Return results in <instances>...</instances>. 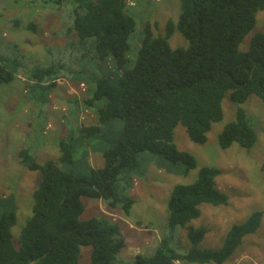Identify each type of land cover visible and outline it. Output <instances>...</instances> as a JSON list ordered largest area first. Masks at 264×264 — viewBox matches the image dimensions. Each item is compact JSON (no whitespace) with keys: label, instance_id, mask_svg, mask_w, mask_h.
I'll return each mask as SVG.
<instances>
[{"label":"trees","instance_id":"16d2710c","mask_svg":"<svg viewBox=\"0 0 264 264\" xmlns=\"http://www.w3.org/2000/svg\"><path fill=\"white\" fill-rule=\"evenodd\" d=\"M78 1L27 0L25 4L29 8L61 9ZM179 5L177 22L167 21L164 36H154L149 24L145 27L130 70L126 69V52L135 21L128 14L126 0L82 2L70 11L62 36L73 34L75 40L66 42L63 49L73 45L81 58L96 63L109 60L121 72L119 76H104L91 82L85 103L95 107L97 124L80 125L79 131L87 141L106 124L120 120L123 133L102 152L103 166L90 169L88 178L66 170L73 163L69 139L58 142L56 160L43 164H38L27 149H20V165L39 171L41 179L32 193L31 216L17 240L11 233L15 212L8 211L0 217V264H78L82 247L91 248L89 264H223L244 237L257 231L262 220L259 211L231 226L218 249L198 248L206 230L189 228L191 247L185 252L172 251L167 239L162 238L151 256L137 255L126 262L119 257L125 240L118 223L105 216L81 219L82 197L105 201L112 208L120 205L128 217L134 203L127 196L132 190V179L124 187V198L125 194L117 198L116 182L122 170L137 168L141 153L180 166L182 175L196 169L194 157L174 144L177 125L184 127L191 142L203 145L212 124L222 120V100L226 96L237 106L250 96L264 104V33L254 34L248 49L239 50L255 26L257 13L264 9V0H179ZM27 28L34 31L35 25L29 23ZM174 30L188 42L187 48L169 46L168 38ZM35 68L31 77L38 82L47 79L50 86H55L62 78L55 75L58 65ZM17 70L16 63L1 64L0 84L12 82ZM255 142L256 134L248 117L238 107L234 121L218 135L219 147L227 149L236 143L249 151ZM261 171L264 181V164ZM219 175L217 168L204 166L192 184H178L171 189L167 201L169 230L183 229L197 219L202 205L228 204V197L216 187Z\"/></svg>","mask_w":264,"mask_h":264},{"label":"rangeland","instance_id":"374dc122","mask_svg":"<svg viewBox=\"0 0 264 264\" xmlns=\"http://www.w3.org/2000/svg\"><path fill=\"white\" fill-rule=\"evenodd\" d=\"M26 1L0 0V65H18L14 80L0 84V217L8 211L15 212L16 223L11 230L13 240L18 239L31 216L32 193L41 179L39 171H29L20 165V149H27L38 164H43L47 160H56L58 142L69 139L73 145V163L66 170L77 177L88 178L90 169L103 166L102 152L123 133L120 120L106 124L87 141L79 131L80 125L97 124L95 107L85 103L91 82L104 76L121 75L109 60L96 63L81 58L73 45L63 49L66 42L75 40L73 34L68 38L62 36L69 24L70 11L82 2L96 0L68 3L61 9L56 6L29 8ZM126 1L128 14L135 21L126 52L129 60L126 69L130 70L137 59L145 27L149 24L154 36H164L167 21L177 22L180 5L179 0ZM29 23L35 25L34 31L27 28ZM256 33H264V9L257 13L255 26L241 42L240 51L248 49L251 37ZM168 44L173 49L188 46L177 30L168 38ZM47 65L59 67L55 75L62 78L55 86H50L47 79L38 82L31 77L35 67ZM238 107L245 112L256 134V142L249 151L236 143L227 149H221L218 144V135L225 125L234 121ZM222 113V120L212 124L203 145L191 142L183 126L177 125L174 129L177 149L192 155L196 162V169L187 175L181 174L180 166L146 152L138 157L135 170H122L116 182L117 198L125 194L124 187L132 179V190L127 196L134 203L128 217L120 205L112 208L99 199L81 198L82 220L105 216L118 223L125 240V247L119 254L121 259L128 262L137 255L151 256L162 238L167 239L172 251L183 253L191 247L189 228L206 230L198 248L218 249L231 226L243 223L259 211L262 220L257 231L244 237L223 264H264V181L261 171L264 164V104L250 96L237 106L226 96L222 100ZM204 166L220 171L215 179L216 187L228 197V204L202 205L197 219L183 229L169 230L167 201L171 189L178 184H192L198 170ZM90 251L89 247L81 248L78 264H89ZM174 264L198 263L177 261Z\"/></svg>","mask_w":264,"mask_h":264}]
</instances>
